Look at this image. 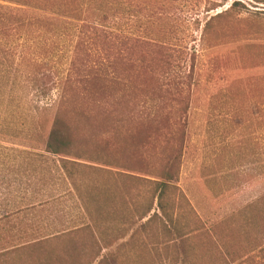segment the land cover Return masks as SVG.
I'll list each match as a JSON object with an SVG mask.
<instances>
[{"label":"rangeland","instance_id":"1","mask_svg":"<svg viewBox=\"0 0 264 264\" xmlns=\"http://www.w3.org/2000/svg\"><path fill=\"white\" fill-rule=\"evenodd\" d=\"M0 38V255L90 223L87 195L117 241L48 251L228 264L248 236L264 264V0H0ZM57 112L83 157L46 152ZM165 170L173 222H146Z\"/></svg>","mask_w":264,"mask_h":264},{"label":"trees","instance_id":"2","mask_svg":"<svg viewBox=\"0 0 264 264\" xmlns=\"http://www.w3.org/2000/svg\"><path fill=\"white\" fill-rule=\"evenodd\" d=\"M98 17H99L98 19H100L102 15L101 16L99 15ZM105 18L106 17L100 20L104 21ZM5 43L8 45H6ZM1 46L8 48L9 46L11 47L12 45L9 44V42L4 41L3 38H0V47ZM40 91L43 93V95L47 96L48 91H46V88H42V90ZM65 118L66 117L62 115V113L57 112L54 120V128L49 134V137L46 142V152L64 157L69 155L76 157L77 155H79L80 157H83L82 154L78 152L81 149L78 148V141L74 140L73 133L68 130L67 123H64ZM63 161H65L64 163H69V161L66 159H63ZM175 164L176 163L172 162V164H170L171 168L174 169ZM151 181L152 184H154L155 186V192L152 196L153 200L151 205L147 208V210H145L142 213L143 215L141 216V219L148 216L154 210V207L156 206L155 203H157V207L162 211L163 215L169 217L170 221L173 222L169 206H167L168 202L166 196L168 192L173 187L176 186L175 184L177 182V178L174 176L171 170L170 171L165 170L164 176H161V178ZM80 197L86 215L89 217L91 221L90 223H83L82 226L76 227L71 231L65 233L58 232L56 235L52 237L46 239H39L35 242H29L28 245H24L21 247H17V248L15 247L13 251L7 250L6 252H3L0 255V261L3 264H130V262L131 263L134 262L133 264H138L139 263V260H137L138 255L137 257L129 260L121 257V254H119L118 252H106L103 255H101L98 252L96 246L94 247V245H96L97 243L93 242L94 245L91 243L90 246L89 242H87L86 240L84 242H78V243L76 242L71 246H69L68 247L69 250L66 251L65 255H61L54 251L47 250L46 244L47 242H51L50 240H58L59 238H61L60 236H64V235H72L71 237L74 238L84 232L88 233L89 235L91 234V236H93V241H96V239H94L96 237L95 236V232H96L98 237L101 236L99 239L101 241H104V243L108 246L111 245L113 242L117 241V240H110L107 238L108 235H110L109 227L107 224H103L99 222L102 221V219L97 215V212L95 213L93 208H91V204L89 205V198L88 201L86 200L87 195L85 196V199L83 198L84 195ZM57 199L58 197L54 198L53 200L55 201ZM31 207L32 208L27 207V208H17V209L7 208L5 210L6 213H4L5 215L2 218L11 217V216L13 217L16 214H20L21 212L27 210L37 211L40 208L39 205L37 204L31 205ZM154 215L159 216L160 214L157 211H155L153 215H149V218L146 222H149L154 217ZM256 220H257L256 217L253 216L251 217L250 220H245V224L242 227V230L244 229L245 231H247V234L252 230H254L255 226L257 225ZM6 222L9 223L8 220H4L0 222V224ZM146 222L143 223V226L146 225ZM177 229H179L178 226ZM246 239H247L246 242L243 241L244 243L241 248L243 250L241 253L243 254L241 253L236 254L237 256H235V254H232V256L235 257L231 259V263L253 264L254 260H252L251 258L253 256L252 255L249 256V254L254 250H249V248L250 246L253 248L252 243L254 242L255 238H249L247 236ZM79 244H81V247ZM262 250L264 251V249ZM248 252L249 254L245 255V253ZM178 258H181L183 264H187L190 262L191 256L187 253H184L183 256H179ZM209 262L215 264L216 260H210ZM227 263L231 264L230 262Z\"/></svg>","mask_w":264,"mask_h":264}]
</instances>
